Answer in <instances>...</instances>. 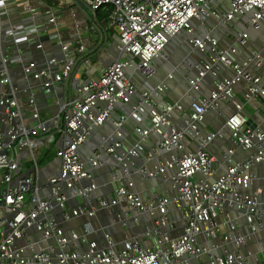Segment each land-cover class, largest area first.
<instances>
[{"label":"built area","instance_id":"2783aa9c","mask_svg":"<svg viewBox=\"0 0 264 264\" xmlns=\"http://www.w3.org/2000/svg\"><path fill=\"white\" fill-rule=\"evenodd\" d=\"M11 1L19 2L32 20L37 16L30 0ZM71 1L92 20L98 10L107 12L117 35V55L97 74L86 58V78L72 76L78 56L87 50L80 22L71 10L73 32L64 40L61 14L48 10L46 21L55 30L50 42L62 59L46 56L38 66L19 57L22 80L35 83L22 88L11 81L10 56L0 41V264H264V252L262 258L242 250L264 228V173L258 177L254 171L264 162V129L249 121L243 101L233 99L240 82L245 85V101L264 99V54L250 50L242 60L236 58L248 31L264 28V0H226L223 9L217 0ZM9 2L0 0V19L8 14ZM210 17L223 25H243L236 33L237 45L218 48L205 24ZM193 20L204 26L200 36L191 35ZM2 29L14 43L31 32L21 21ZM182 32L194 50L204 53L208 46L209 53L198 61L186 60L195 75L186 78L189 109L178 124L173 116L183 105L164 100L165 83L151 84L149 79L155 73L152 61L167 59L165 46ZM36 46L43 49V42ZM222 67L232 75L221 74ZM133 72L144 78V87H138ZM207 75L213 84L204 93L201 83ZM63 84L71 91L57 98L58 110L50 124L40 119L36 95ZM228 101L234 109L223 115L222 104ZM119 105L128 109L117 110ZM27 111L31 122L25 120ZM211 111L223 115L233 146L223 154L229 163L215 178L211 177L217 159L207 146L224 133L202 132L199 126ZM129 119L133 126L127 128ZM106 123L110 131L81 151L94 130ZM188 136L196 139L193 149L186 148ZM39 146L42 154L53 149L58 164L44 183L39 182L41 162L35 153ZM235 147L253 152L230 162ZM23 153L26 172H21ZM104 156L112 160L108 195L97 194L103 184L93 179ZM258 178L262 184L255 185ZM136 179L164 186L139 191ZM72 200L73 206L68 203ZM99 211L107 216L100 225L85 223L68 233L61 225L89 220ZM240 216L245 232L239 229ZM112 226L119 228L117 233ZM30 231L38 234L37 240L28 239Z\"/></svg>","mask_w":264,"mask_h":264},{"label":"crops","instance_id":"0c3cea01","mask_svg":"<svg viewBox=\"0 0 264 264\" xmlns=\"http://www.w3.org/2000/svg\"><path fill=\"white\" fill-rule=\"evenodd\" d=\"M8 3V14L0 19V27H5L8 23L11 22H22L26 27L31 29L30 34L25 39L18 40L16 44L10 41L9 39H5L2 42L3 46L6 48L8 54L10 50L13 51L14 55L11 58L10 56V66L8 65L9 75L11 77V81L14 84L20 85L21 81V68L20 63L18 62V58L20 57L24 61L33 60L36 61L38 66L44 65V61L47 59L46 56L56 57L58 60L62 59V54L60 53L58 47L50 42L51 37L55 33L52 25L48 24L46 21L45 12L48 10L56 11L59 14L63 15L64 11L59 7H53L50 2L47 1L45 3L42 0H35L33 7L36 8L38 14L32 20L28 12L23 10L21 4L19 2H13L11 0ZM68 9L67 12L71 13V10L76 11V18L79 17L78 21L80 22V29L82 30V39L86 44V58L89 60L90 65L94 67L95 73L97 74L98 71L109 64L113 58L116 57V45H117V35L115 30L110 26L108 23V28L105 26V23L109 20L106 18L105 21L97 19V16L94 20L89 18L87 15L82 14L78 8L74 7V4L71 0H63L60 2V7H64ZM218 8H226L227 2L226 0H217ZM43 8V10H40ZM71 16H68L67 19L64 20V24L67 28L72 29L73 31V21ZM61 20V19H60ZM206 27L211 28V32L214 38L217 40L218 48L225 49L230 45H237L236 44V33L238 31L244 30V27L241 23L234 22L229 23L227 25H223L217 21L215 17H210L205 21ZM89 26V27H88ZM51 27V28H50ZM63 27V22H62ZM193 32L191 35L193 36H200L204 32V26L200 24L197 20L192 21ZM68 33V32H67ZM71 35V34H70ZM264 36V28L260 30H249L248 31V38L247 42L244 46H237L238 48V55L237 59L242 60L250 50H259L264 54V44L262 42V38ZM191 37V36H190ZM177 38L180 42L186 44V51L185 53L180 56L178 54L177 61L173 63L171 59V55L177 54V48L172 50L171 53H168L165 48L164 52L167 54V59H163L161 57H157L152 61V64L155 68V72H157L158 66L165 64V70L160 73L157 77L156 74L154 78L152 77L149 79L151 84H157L160 82H164L166 85V89L162 94V98L168 101H179L183 105V111L179 113H174L173 118L179 124L183 117L186 115L187 110L189 109V99L186 96V91L188 90L187 84V77H191L195 75V70L190 67L186 60L191 62L198 61L201 58H207L209 47L207 46V51L202 53L194 50L192 46L188 42V35L185 32H182L172 39ZM39 41L43 42V49L37 48V44ZM170 42V41H169ZM167 43V45L169 44ZM166 45V46H167ZM165 46V47H166ZM85 58V59H86ZM172 60V61H171ZM86 68V64L81 61L76 64L73 69L72 76L86 78V73L84 72ZM257 72V70H254ZM264 73V69L261 70ZM168 73L173 74V78L169 79L167 77ZM221 74L226 76H231L232 72L228 68L222 67ZM133 78L135 79L138 87H144V78H142L137 72L132 73ZM212 81L213 78L211 75H207L205 79L202 80L201 89L204 93H208L209 90L212 88ZM245 85L243 82H240L234 86L233 91V99L236 101H243V112L248 117L249 121L253 125H257L260 128L264 129V99L261 97H257L253 100L245 101L243 98ZM71 91V87L68 84H63V86L58 85L56 90L51 93H42L39 92L36 95V106L39 111L40 119L46 120L48 123H52V119L55 117L56 112L58 110L55 102L57 98L65 97L68 92ZM25 93L23 94V98L26 96ZM25 99H22L21 102ZM117 110L121 109H128V106H118ZM234 109L232 101L224 102L222 104V114L227 115L228 113L232 112ZM214 111L209 112L205 115L204 120L199 124L200 129L202 132H209L216 129L223 130V137L218 139L214 144H210L207 146V150L212 153L217 161L213 163V175L211 178L217 177L221 172H223L225 166L229 163L223 159V154L226 152L228 147L232 146V141L229 137V132L224 126V118L223 115ZM25 120L28 122L33 121L30 117L29 112L27 111V115ZM127 128L133 126V122L131 119L128 120ZM111 129V125L106 123L99 128H96L91 136V139L85 144L81 151L85 152L89 150L93 146V144L99 139L102 134L109 132ZM128 130V129H127ZM127 133V131H126ZM128 134V133H127ZM129 137H132L129 135ZM187 149H193L196 145V139L193 137L188 136L186 139ZM52 151V153H51ZM48 152V155L39 154L40 162H41V171L39 174V182L44 183L45 179L48 174L55 173L57 171V160L53 159V149ZM253 149L244 150L239 147L234 148V152L231 154L230 162H235L237 160H244L246 159L251 153ZM38 156V155H37ZM26 154H22V163H21V172H26V167H28V162L25 161ZM104 164L95 170L93 175V179L98 182V184H103L102 191L97 190V194L108 195L111 190L107 186L110 177V171L112 166V160L109 156H104ZM151 165V163L149 164ZM254 171L258 177H260L264 173V162H261L254 166ZM146 181H141L136 179L135 188L140 190H153V189H160L164 186V184L154 183L152 182L151 185L145 183ZM262 184V180L258 178L255 180V185ZM82 202V201H78ZM69 205L73 206L76 204L75 200L69 201ZM174 214V213H173ZM59 212H56V216H59ZM103 220H107V216L105 213L99 211L97 216L91 219H73L71 221L61 222V225L66 233L70 230H79L80 227L88 223L91 226L100 225L102 224ZM113 232H118V227H111ZM138 228L140 229L141 226L138 224ZM239 229L242 232H245V225L240 216L239 218ZM116 236L119 237L118 234ZM28 239L37 240L38 234L34 231H30L28 233ZM20 243L23 241L20 240ZM242 250L244 252H253L258 253L261 257V251L264 252V228L259 230L253 238L243 246ZM263 258V257H262ZM195 264V263H193Z\"/></svg>","mask_w":264,"mask_h":264},{"label":"rangeland","instance_id":"374dc122","mask_svg":"<svg viewBox=\"0 0 264 264\" xmlns=\"http://www.w3.org/2000/svg\"><path fill=\"white\" fill-rule=\"evenodd\" d=\"M34 1H35V0H30V2H31L32 4H34ZM42 1H44L45 3H47V1H48V2H50V4H51L53 7H59L60 9H62V10L64 11L63 15L60 16V19H61V21L63 22V27L60 28L59 32H60L61 35L63 36V39H64V40H68V38L70 37V34H71L73 31H72V29L70 30V28H67V27L65 26V24H64V20L67 19L68 16H71V13L67 12L68 9L65 8V6H64L63 8L60 7V2H63V0H42ZM40 10H43V8H41ZM75 12H76V11H75ZM77 19H79V17H77ZM108 23H109L108 21H107V23H105V26H106L107 28H108ZM88 27H89V26H88ZM50 28H51V27H50ZM67 32H68V33H67ZM6 39L8 40L7 37H6ZM176 48H177V54H176V56H175V55H171V59L173 60V61H172V60H171V61H172L173 63H175V62L177 61V58H179V57H178V54H179L180 56H182V55L185 53V51H186V44H184L183 42H180L177 38H174V39H171L170 42H169V44L165 47V50H166L168 53H171V51L174 50V49H176ZM9 55H10V56H11V55H14L12 50H10ZM12 57H13V56H11V58H12ZM8 65L10 66V64H8ZM165 67H166L165 64H163V65H161V66H158V68H157V70H156L157 72H155V74H156L157 77L160 75V73H161L162 71L165 70ZM155 74L153 75V78H154ZM43 150H44V148L41 147V146H39L38 148H36L35 153L38 155V157H39V154H41ZM152 182H153L152 180H148V181H146L145 183L148 184V185H151Z\"/></svg>","mask_w":264,"mask_h":264},{"label":"trees","instance_id":"16d2710c","mask_svg":"<svg viewBox=\"0 0 264 264\" xmlns=\"http://www.w3.org/2000/svg\"><path fill=\"white\" fill-rule=\"evenodd\" d=\"M96 16H97V19L105 21V19L107 18V12L104 10H98ZM86 56H87L86 53L80 54L78 56L77 63L83 61L86 58ZM44 155L46 156L47 154H44Z\"/></svg>","mask_w":264,"mask_h":264},{"label":"water","instance_id":"95a60500","mask_svg":"<svg viewBox=\"0 0 264 264\" xmlns=\"http://www.w3.org/2000/svg\"><path fill=\"white\" fill-rule=\"evenodd\" d=\"M4 38L6 39V36L4 35V30L2 29L1 32H0V41H1V44H3L2 42L4 41ZM14 44L17 45V43H14ZM21 81H22V83L19 86H21L22 88L27 87L29 85L35 84L31 79H28V80H26V79L25 80L24 79L22 80L21 79ZM36 90L40 91V89L38 87L36 88Z\"/></svg>","mask_w":264,"mask_h":264}]
</instances>
